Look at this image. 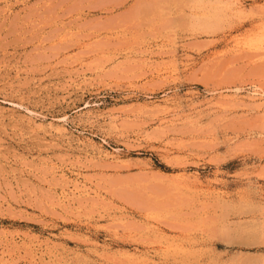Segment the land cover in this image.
Masks as SVG:
<instances>
[{
  "label": "rangeland",
  "instance_id": "1",
  "mask_svg": "<svg viewBox=\"0 0 264 264\" xmlns=\"http://www.w3.org/2000/svg\"><path fill=\"white\" fill-rule=\"evenodd\" d=\"M201 1L0 0V264H264V0Z\"/></svg>",
  "mask_w": 264,
  "mask_h": 264
},
{
  "label": "bare ground",
  "instance_id": "2",
  "mask_svg": "<svg viewBox=\"0 0 264 264\" xmlns=\"http://www.w3.org/2000/svg\"><path fill=\"white\" fill-rule=\"evenodd\" d=\"M198 1V0H197ZM200 2H202L201 0H200ZM204 3H206L205 1H203ZM200 5V4H199ZM212 6V5H211ZM219 7V6H218ZM203 8V7H202ZM209 10V9H208ZM210 12V11H209ZM213 14V13H212ZM206 15V14H205ZM220 15V14H219ZM207 16H208V14H207ZM206 16V17H207ZM215 16V15H214ZM223 16V15H222ZM196 17V16H195ZM198 17V16H197ZM212 17V16H211ZM191 20V19H190ZM196 20V19H195ZM197 20H198V18H197ZM192 21V20H191ZM199 21V20H198ZM212 21V20H211ZM200 22H201V25L205 28V27H209V24L208 23H210L209 21H208V17L206 18V19H200ZM199 24V23H198ZM195 26V25H194ZM209 29V28H208ZM207 30V29H206ZM237 45V44H236ZM239 48V47H238ZM258 56V55H257ZM169 75V74H168ZM156 107V106H155ZM167 107V106H166ZM170 110V109H169ZM109 156V155H108ZM107 156V157H108ZM113 156V155H112ZM182 173V172H181ZM185 177V176H184ZM191 179V178H190ZM69 185V184H68ZM84 188V187H83ZM86 188V187H85ZM88 188V187H87ZM77 189V188H76ZM82 191V190H81ZM85 191V190H84ZM67 192V191H66ZM85 194V193H84ZM67 198H69V197H67ZM70 199V198H69ZM123 218V217H122ZM158 232V231H157ZM159 248V247H158ZM139 254V253H138ZM136 258V257H135ZM140 260V259H139ZM156 261V260H155ZM146 263V262H145ZM147 264V263H146Z\"/></svg>",
  "mask_w": 264,
  "mask_h": 264
}]
</instances>
